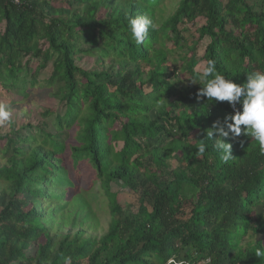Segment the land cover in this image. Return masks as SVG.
<instances>
[{"label": "trees", "instance_id": "1", "mask_svg": "<svg viewBox=\"0 0 264 264\" xmlns=\"http://www.w3.org/2000/svg\"><path fill=\"white\" fill-rule=\"evenodd\" d=\"M166 1L0 0V264H264V153L228 130L239 102L197 99L196 70L264 73V0ZM140 16L156 28L137 45Z\"/></svg>", "mask_w": 264, "mask_h": 264}, {"label": "clouds", "instance_id": "2", "mask_svg": "<svg viewBox=\"0 0 264 264\" xmlns=\"http://www.w3.org/2000/svg\"><path fill=\"white\" fill-rule=\"evenodd\" d=\"M128 23L131 37L137 45L143 44L150 28H156L155 22L147 16L130 18ZM200 70L199 79L204 81V86L198 91L197 99L207 97L208 100L239 102L242 105V111L236 110L235 114L225 116L226 122L234 121V123H228V130L233 137H239L242 131L240 126L244 125V135L254 138L259 144L260 151L264 153V73L255 71L247 76L246 82L236 84L220 75L212 60H209ZM209 77L212 78L209 79ZM9 117L7 105L0 103V124L7 121ZM213 130L218 131L221 137L215 148L221 154L222 162L227 163L233 158L229 154L232 146L224 143L222 138L228 137L229 131H225L222 127L218 128L217 122H213L212 130L207 132L208 137H212ZM198 150V153H204L205 145L201 143ZM256 255H264V252L258 249ZM167 264H177V261L174 257L169 258ZM178 264H185V262L181 260Z\"/></svg>", "mask_w": 264, "mask_h": 264}, {"label": "rangeland", "instance_id": "3", "mask_svg": "<svg viewBox=\"0 0 264 264\" xmlns=\"http://www.w3.org/2000/svg\"><path fill=\"white\" fill-rule=\"evenodd\" d=\"M175 0H167L166 2H164L167 6V8H165V16L169 15L174 6H173V2ZM208 43V39H203L202 41H200L198 43V46L196 48V51H194V53H196V56L199 57L201 54H202V51H203V48L204 46ZM87 46L88 45H85V44H82L81 45V48L83 49H86L87 50ZM87 51H90L89 53H78L75 55V63L76 65H79V66H84L86 67L87 69L88 68H91L94 64V61L97 60V53H96V50H87ZM203 67V64L200 63L196 66V70H200L202 69ZM49 71H50V65L48 64L47 67L45 69H43L42 71H40L39 73V79L41 78H45L49 75ZM50 97V96H48ZM12 99V95L9 93H5L4 91H2L0 89V103H5V102H10ZM45 107H52V108H57V105H56V100H52V99H46L44 100L43 99V102L42 103H38L36 105H34V111L31 113L30 115V119L33 117V121L35 119L38 118L39 116V111L40 109L44 108ZM13 114V117L14 119H16L17 115H18V111L17 109L14 110V112L12 113ZM38 114V115H37ZM29 119V120H30ZM1 125V124H0ZM34 129H31V130H27L28 133H32ZM118 146L116 145L115 146V149H117ZM122 187V188H121ZM120 188L121 189H124L123 186H121ZM112 188L115 189L117 188L116 184H112ZM122 195L119 197V200L124 202V204H128V201H130L131 197L129 198V195L124 191L122 190L121 191ZM93 202V201H92ZM94 203V202H93ZM95 204H93L94 206ZM100 212H98L99 214ZM107 222H108V217L105 216L104 214L101 215V218L99 220V227L97 228L96 232L98 233H101L102 231H104L106 229V226H107Z\"/></svg>", "mask_w": 264, "mask_h": 264}]
</instances>
